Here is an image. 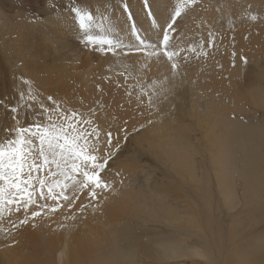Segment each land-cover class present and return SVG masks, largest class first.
<instances>
[{
    "label": "bare ground",
    "instance_id": "1",
    "mask_svg": "<svg viewBox=\"0 0 264 264\" xmlns=\"http://www.w3.org/2000/svg\"><path fill=\"white\" fill-rule=\"evenodd\" d=\"M39 1L41 0H37L35 5L43 13V20L26 26L36 30L29 42L32 61L30 64L24 61L21 64L28 71L27 78L30 81L37 84L48 97L54 98V89H58V95L62 97L61 107L67 106L71 112L76 111L85 119H92L94 126L98 125L100 130V146H104V134L111 132L112 144L116 146L112 156H115L127 136L143 129L141 139L151 147L158 143L164 160L171 162L173 169L182 167L177 172L179 175L188 174L190 177H195L192 160L198 153L196 154L194 145L187 142L188 138L183 136L190 127L184 121L193 120L204 145L210 150L211 166L213 165L219 181V188L224 186L221 178L230 182L227 180L228 163L233 159L231 148L238 123L230 120L228 115L239 111V108L234 107L238 103L227 107L228 102L224 104L225 107L220 99L229 97L234 101L240 97L237 98L239 103L242 101L251 103L256 108H264V87L258 85L250 68L247 70L243 67L240 60L247 57L253 60L254 44L259 40V34H254V31L264 33L259 27L264 24V0H190L192 5L186 0H86V5L78 8L92 14L91 33L117 42L122 50L116 49L115 54L95 45H85L82 40L84 32L79 28L78 19L71 11V6L64 7V0H57V3L63 2V6L54 12L47 8L54 4L53 0H47L46 3ZM175 1L177 5L173 4ZM178 7L183 9L180 11L181 16L174 21L179 25L175 28L172 23L175 16L172 15ZM252 16L257 18L253 20ZM169 24H172L171 29L168 28ZM222 28L226 31L223 32ZM136 30L144 34L142 37L137 34L139 42L135 39ZM164 32H168L171 45L180 52L175 58V70L171 66L172 62L165 56L157 57L154 54L162 40L157 38ZM210 33L214 36L212 48L208 47ZM221 34L229 38L225 54L223 49L226 48L224 42L227 40H222ZM144 39L149 41L145 42ZM140 41L144 42L143 45ZM141 48L150 50L141 53ZM193 48L197 51H191ZM201 49L208 55L199 54ZM94 50L102 56H97L96 53L94 55ZM231 50L239 51V56L234 58ZM149 53L153 55L150 56ZM185 56L188 57L187 60ZM81 57L83 62L80 61ZM220 65L222 70L219 69ZM128 76L132 82L137 83L134 89L121 85ZM262 77L264 71L256 79L260 80ZM105 80L109 82L108 85ZM153 82L157 90L162 88L167 94L166 97L153 96L154 102L149 104L147 97L141 95L140 88L141 85ZM99 83L103 85L100 89ZM106 88H109V96L105 93ZM104 93L107 94L108 101H105L106 98H99L100 95L105 97ZM67 98L76 101L66 105L64 100ZM160 99L164 100L162 107H155ZM164 106L170 109H162ZM81 126L86 127L84 124ZM118 129L121 134L117 132ZM144 130L148 134L144 135ZM246 134L248 137L253 135L249 131ZM148 135H153L154 139ZM141 169L146 173L136 162L124 163L117 167L116 173L109 179L113 190L102 193L98 201L91 202L85 190L81 192L82 197L73 199L70 207H63L47 216L42 212L41 217L30 219L28 224L11 232L10 237H5V242L0 244V259L4 264H133L131 254L142 252L150 260L156 259L154 261L159 262L195 258L206 264H216L209 257L210 254L199 247H184L182 242L145 241L133 237L134 232L128 233L119 227L127 219L123 217L134 218L140 213L156 220L158 213L154 214L153 210L162 214L160 219L163 222L181 231L186 228L200 231L203 225L206 226L207 221L198 215L197 206H192L196 205L194 202L187 209L192 214L181 213L166 207L157 192H154L155 197L148 202L147 195L142 191H133L130 179L125 176L126 171L136 173ZM250 173L246 171L243 186L244 195L252 209L254 200L251 198L257 197L261 188L258 186V178L254 179ZM33 176L39 175L33 173ZM143 176L146 185H152V175ZM67 194L70 197L73 195L71 191ZM259 197L262 200L257 207H264V199ZM36 198L39 204L46 202L39 200L38 192ZM224 201L229 211L238 208L233 187L225 192ZM47 203L51 204L52 201ZM81 205H86V209L81 210ZM207 206L209 211L213 209L209 202ZM31 210L39 209L33 205ZM23 215L22 208L20 212H5L4 220L6 223L18 221ZM255 216L256 213L252 212L251 218L254 219ZM7 230L11 231L10 228ZM234 241L235 239L231 240L224 257L225 264H236ZM150 243L153 247L159 245L162 248V253H156L155 258V251L152 253L149 248ZM256 252L260 259L264 257V243ZM243 264L250 263L247 261ZM259 264H264V260L261 259Z\"/></svg>",
    "mask_w": 264,
    "mask_h": 264
},
{
    "label": "rangeland",
    "instance_id": "2",
    "mask_svg": "<svg viewBox=\"0 0 264 264\" xmlns=\"http://www.w3.org/2000/svg\"><path fill=\"white\" fill-rule=\"evenodd\" d=\"M41 1L45 2L47 0ZM53 1L54 4L47 7L50 8V10L53 9L51 12L57 11L58 8L63 6V2L57 3V0ZM186 1H189L190 5H192L191 2H193V0H191V2L190 0ZM36 2L37 0H0V144H6L7 140L14 135L9 132L10 129L17 126L27 127L32 125L33 122L47 123V116L42 114L40 105L43 104L45 106L46 104L45 107L49 108L56 106L53 105L52 101L48 100V95L42 92L37 84L27 78L28 71L21 65L23 61L27 64H30L32 61L30 60L29 42L30 37L36 32V30L26 26L38 24L43 20V13L37 9L35 5ZM196 3L198 4L199 1ZM173 4L177 5V1ZM85 5L86 0H64V7L68 8V6H71V9L73 6L78 8V6ZM178 8L180 11L183 9V7ZM66 12L69 11L66 10ZM172 16H175V11ZM175 19L176 17L172 19V23L175 24L174 27L177 28L179 25L174 22ZM263 25L264 24H260L259 27L264 30ZM222 29L223 32L226 31L224 28ZM134 34L136 41H138L137 34L141 37L144 35L138 30H136ZM254 34H259V40L254 44L255 50H253V60L251 61L248 57L246 59L249 62L242 58H240V60L243 62L242 65L244 64L243 67H246L247 70L250 68V73L258 85L264 87V77L260 80L256 79V76L264 71V33L261 34L254 31ZM221 35L222 40L225 38V40H227L224 42L226 48L225 50L223 49V52L225 54L227 53L229 38L223 36V34ZM162 37L163 35L159 36L157 39L160 40ZM144 40L145 42L149 41V39ZM117 50L121 51L122 49L119 46ZM148 50L150 49L141 48V53ZM231 52L232 54L234 53V58L239 56V51L231 50ZM92 53L94 55L96 53L97 56H102V54L95 52V50ZM80 61L83 62L84 59L81 57ZM230 63L232 64L233 62ZM219 69L222 70L221 65ZM96 73L102 72L96 71ZM244 73L245 72H242V74ZM124 80L123 84L121 83L122 86L127 89L135 88L137 83L132 82L129 76L125 77ZM26 81L27 83H25ZM105 82L107 85L109 84L108 81L105 80ZM102 86L103 85L100 84L98 88L100 89ZM54 90V98L52 96L49 97H52L53 101H55L60 108L67 110V113H71L69 107H61L60 100L62 97L58 95V89ZM105 91L104 92L109 96V88H106ZM107 94H105V97L104 95H100L99 98L105 100V98L108 97ZM237 98L240 99V97ZM237 98L234 101H231L229 97L220 99L223 105L227 104V102L229 103L226 105L227 107H233L238 103L234 107L239 108V111H234V113H229L228 115L230 120L238 123V130L236 134H234V143L231 148L233 159L229 162L230 164L228 163L229 176L227 180L230 182H226L224 178H221L220 181H224L222 189L219 188V181L213 170V165L211 166L212 163L209 157L210 150L204 145L203 139L191 119L185 120V123L183 122L190 126L189 131L186 132L187 134L185 133L186 136L184 134L183 137L188 138V140L186 138L187 142L193 144L196 154L198 153L192 160L195 177L193 174L192 177L188 174L184 176L179 175L177 172L180 171L182 167L173 169L172 163L164 160L162 156L163 153L158 149V143L151 147L148 142L145 143L144 140L141 139L143 129H139L125 138L122 146H119L117 153L115 152V156H112L108 161L105 172L102 173L104 178L110 181L111 175L116 173L115 170L118 166L130 161L132 164L136 162L139 167L145 169L146 173H143L142 169L137 170L138 172L136 173H127L126 171L125 176L128 177L127 179H130L133 191H142L147 195L146 199L148 202L151 198L153 199V197H155L154 192H157L158 197L163 199L166 207H170L181 213H191L187 209H189L190 205L194 202L196 205L192 206H197L198 215H200L205 222L207 221L208 224L205 223L206 226L203 225L200 231L193 228H186L184 231H181L163 222L162 219H160L162 214L158 210H153L154 214L158 213L156 220H151L146 217L145 214L141 213L135 215L134 218L123 217L127 219H124L125 221L123 224L119 226L121 229L127 230L128 233L134 232L135 234L133 237L136 236V238L138 237L145 241L164 240V242H182V244H185H183L184 247H199L200 249L206 250V252L210 254L209 257L215 261L216 264H225L224 257L227 255L230 248L231 240L235 239L233 248L237 255L235 258L236 264H243L247 261H249L250 264H259L261 259L264 260V257L260 259L256 252L264 243V210L262 211L264 207H257L262 200L259 196H262L264 199V108H256L251 103H243L242 101L240 105L237 101L239 99ZM73 99H65V104H72V102L76 101ZM105 101H108V98H106ZM163 103L164 100L161 101L160 99L157 101L155 107H162L161 104ZM79 105L82 106L81 103ZM166 106L162 109H170ZM13 108L17 110L15 113L12 111ZM55 116L56 113H53V118H55ZM81 127L83 128V126ZM118 130L117 132L121 134V130ZM147 130H144V135L148 134H145ZM247 131L251 132L253 135L248 137L246 134ZM148 136L154 139L153 135ZM189 164L190 162L187 168ZM246 171H250L252 174L250 173L249 175L254 179L255 177L258 178V186L261 188L257 197L251 198L254 200L252 209L249 200H247V197L244 195L243 177H245ZM44 172L45 170L42 169L39 173H34L42 177L44 176ZM147 174L152 175L153 180L151 181L152 185L149 184L150 186L146 185L144 181L145 176L143 175L147 176ZM123 184L124 183H122V185ZM232 187L234 188L239 206H237L238 208H236V210L229 211L224 201V194L232 189ZM77 196L82 197V193H77L76 197ZM208 202L209 205H211V209L213 208L211 211H209L210 209L207 206ZM255 208L257 209L255 210ZM74 210L77 212V208ZM252 212L256 213L254 219L251 218ZM204 216H207V218ZM233 226L236 227L232 229ZM0 227L5 229V231H0L1 244L5 242V237H10V235L7 234V228H10L11 232H14L16 228H13L11 223H6L4 218L0 221ZM149 248L152 250V253L155 251V254H153L154 258L157 255L156 253H162V248L159 245L153 247L150 243ZM193 259L159 262L158 260L154 261L156 259L150 260V258L148 256L146 257L142 252H134V254H131L133 264H206L204 261ZM0 264H4L1 259Z\"/></svg>",
    "mask_w": 264,
    "mask_h": 264
},
{
    "label": "snow or ice",
    "instance_id": "3",
    "mask_svg": "<svg viewBox=\"0 0 264 264\" xmlns=\"http://www.w3.org/2000/svg\"><path fill=\"white\" fill-rule=\"evenodd\" d=\"M194 2V0H193ZM127 7V5H125ZM79 22V28L84 32L82 37L85 45H95L102 50L115 54L119 44L113 40L93 35L90 31L93 16L90 12L83 11L73 6L71 9ZM181 15L180 9L175 10V17ZM257 17L252 16L255 20ZM172 28V24L168 25ZM168 32H164L161 44L154 50L158 57L165 56L172 62L175 70V58L180 55L170 43ZM143 45V41H140ZM209 48L214 47V36L210 33ZM191 51L196 52L193 48ZM199 54L208 55L202 49ZM153 55V53H149ZM188 57L185 56V60ZM243 59V58H242ZM27 83V81L25 82ZM141 95L147 97L149 104L153 103V96L166 97V91L157 90L155 82L150 85H141ZM55 107L40 105L42 114L47 116V123L33 122L27 127L17 126L10 129L14 134L6 144H0V221L4 213L20 212L23 209V218L18 221H9L13 228H19L43 215L56 213L63 207H70L76 194L87 190L90 201H98L104 192L113 190L112 183L104 178L108 161L112 158L113 148L111 132L105 133L104 146L99 145L100 130L92 119H85L81 113L61 109L53 101ZM15 113L17 110L12 109ZM56 113V119L53 118ZM84 124L86 127L81 128ZM39 161V162H38ZM27 169V171H25ZM42 169L46 170L44 176H33ZM71 191L70 197L67 193ZM39 200L46 201L39 204ZM47 201H52L51 204ZM66 202V203H62ZM36 205L39 210H31ZM81 205V210L86 209ZM0 231H5L0 227ZM11 235V231H7Z\"/></svg>",
    "mask_w": 264,
    "mask_h": 264
}]
</instances>
